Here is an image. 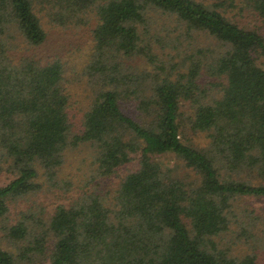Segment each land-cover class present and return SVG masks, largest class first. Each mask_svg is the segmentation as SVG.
Segmentation results:
<instances>
[{
	"label": "trees",
	"instance_id": "obj_1",
	"mask_svg": "<svg viewBox=\"0 0 264 264\" xmlns=\"http://www.w3.org/2000/svg\"><path fill=\"white\" fill-rule=\"evenodd\" d=\"M216 1L0 0V264H261L252 242L240 256L225 234L237 197L264 198V35ZM35 2L62 24L94 12L87 72L98 89L78 123L63 64L14 53L18 34L31 46L45 41ZM242 2L264 21V0ZM160 14L210 35L221 51L179 49L180 62L148 81L122 70L123 59L154 61L153 41L167 43L151 35ZM80 144L91 150L93 180L133 168L113 195L81 189L45 211L37 195L56 186L67 150ZM165 153L174 168L157 157ZM181 164L184 176L173 173ZM20 202L27 208L11 222ZM242 236L264 242L247 228Z\"/></svg>",
	"mask_w": 264,
	"mask_h": 264
},
{
	"label": "rangeland",
	"instance_id": "obj_2",
	"mask_svg": "<svg viewBox=\"0 0 264 264\" xmlns=\"http://www.w3.org/2000/svg\"><path fill=\"white\" fill-rule=\"evenodd\" d=\"M215 2L217 1L215 0ZM223 2L225 7L220 9L224 8L233 20L247 27H258L264 35V21L253 14L249 8H246L242 0H234L233 4L230 0H223ZM33 6L46 33L45 41L39 46H31L18 34L11 40L15 45L14 53L22 56H34L36 59L41 60L42 63L59 60L63 64L64 87L69 98L68 109L74 121L78 123L98 89V79L90 77L87 72V65L90 63L94 45L93 29L97 23L94 12L91 10L86 13L82 22H66L62 24L51 17V6L49 4L44 5L43 3L38 4L35 2ZM151 25V35L153 37L154 35L162 36L167 42L162 45L160 42L153 41L152 50L155 60L150 61L144 56H138L134 59H123L121 67L122 70L134 71L145 77L144 81H148L155 75H162L165 71L160 69L161 66L169 69V65L173 62L179 63L181 60L177 56L179 49H186L191 46L192 48L188 51L196 52L202 50L208 56L207 58H210L211 51H214L212 53L221 51V44L210 35L196 30L187 33L188 31L184 29L185 27L181 26L180 22L174 18L160 14L152 19ZM180 44L181 46H179ZM214 88L211 87L210 89ZM124 103H126V112L134 115L137 101L130 98ZM190 109L189 106H185L183 110L189 113ZM197 140L199 139L197 138ZM204 143L205 140L203 145ZM157 157L173 168L174 163L179 162L175 159L173 153H165ZM133 163L123 166L107 179L93 180L91 179L94 167L91 150L84 144L71 147L67 150L65 162L58 172L56 186H53L50 191L45 189V192L39 193L36 202L40 203L45 208V211H50L58 203L68 204L72 202L79 196L81 189H94L97 192L101 191L102 193L113 195L115 186L128 173V170L133 168ZM186 172V168L181 164L180 168L173 173L184 176ZM6 174V172L0 173V184L7 180ZM257 181H259V178L252 180L253 183H257ZM27 205L26 202H20L14 208H11L12 214L10 216L13 218L11 222L14 221L15 217H18L16 211L20 208H27ZM233 205L235 218L232 220L225 238L231 240V248L240 256L252 250V242L258 252L259 262L264 264V242L257 243L255 239L247 236L237 237L242 228L250 230L252 236L264 237V198L237 197L233 201ZM34 210L39 209L34 207ZM1 243L3 246H8L5 239ZM223 243L224 241L221 242V245ZM31 264L46 263L36 261Z\"/></svg>",
	"mask_w": 264,
	"mask_h": 264
}]
</instances>
